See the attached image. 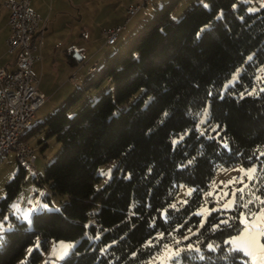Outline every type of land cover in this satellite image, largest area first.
<instances>
[{
    "label": "trees",
    "instance_id": "1",
    "mask_svg": "<svg viewBox=\"0 0 264 264\" xmlns=\"http://www.w3.org/2000/svg\"><path fill=\"white\" fill-rule=\"evenodd\" d=\"M182 1L155 5L63 105L31 124L22 140L47 130L60 143L38 183L67 200L33 212L30 229L10 216L0 264H36L58 240L78 241L58 264H140L185 235L181 245L195 248H182L180 264H246L226 243L241 231V206L211 211L202 224L195 210L221 166L256 165L264 194V7L196 0L177 19ZM81 61L68 55L72 67ZM207 102L212 132L198 128ZM111 164L97 186L99 167ZM25 171L18 165L4 185L0 216ZM179 183L193 191L172 206Z\"/></svg>",
    "mask_w": 264,
    "mask_h": 264
},
{
    "label": "rangeland",
    "instance_id": "2",
    "mask_svg": "<svg viewBox=\"0 0 264 264\" xmlns=\"http://www.w3.org/2000/svg\"><path fill=\"white\" fill-rule=\"evenodd\" d=\"M80 5L77 6L79 9V15L75 11L71 14L77 18L80 16V23H73L72 26L76 29H80V38L76 36L74 39H80L76 42L81 48L83 55V61L78 64L77 70L78 75L69 78L68 84L60 83L57 81L52 85L53 94L45 97L43 105L37 110L36 118L32 119V125L37 122H42L44 118L49 116L54 110L58 109L68 99V97L75 92L76 88L81 86L84 81V77L88 75L87 69L91 66L93 61H96L97 65L101 64L104 58L109 55L113 49H115L121 42H123L127 36L132 34L145 18L153 12L154 6H152V0H148L147 5L138 9V11L131 17L126 13V9L129 6L130 0H74ZM165 1V0H164ZM157 5L160 6L162 2ZM196 0H183L177 9L175 10L174 17L178 19L184 11H186L192 3ZM204 4V0H199ZM247 4V12H256L260 8L264 7V0H240ZM140 4V3H139ZM135 6V5H134ZM128 18V19H127ZM120 27L116 43L114 45L105 44L104 31ZM83 28V29H82ZM57 32L59 38L61 34L70 32L69 28H59ZM74 30V29H73ZM72 30L73 34L74 31ZM72 34V35H73ZM52 39L49 36L50 40ZM51 41V40H50ZM84 42V45H82ZM37 44V43H36ZM37 48V47H36ZM38 49V48H37ZM72 69L73 70H76ZM263 68L259 70V73H263ZM240 71L237 68L233 71L231 78L223 84L221 93L224 92L226 86L231 84L236 78ZM50 77V75H49ZM83 78L80 83L73 84L77 81V78ZM39 90L49 88V78L43 77ZM63 84V85H62ZM262 87V86H261ZM260 87V88H261ZM42 92V91H41ZM79 103L78 106H80ZM199 125L198 128L203 131L208 128L209 132L216 130V125H208V102L201 112H199ZM183 135L173 139L177 142ZM29 146L33 149V156L35 157L34 167L39 175L35 176L31 169H26L21 183L20 189L15 198L10 202L8 210L5 214L0 216V237L2 232L11 230L13 227L10 222V216L16 218L19 222H25L26 225L31 228V215L33 212L45 210L54 211L59 208L61 203L67 200L66 195L54 194L48 188L45 183H38L39 176L43 175L45 167L54 159L60 150V143L55 139L54 136H48L47 130H41L34 135L28 137ZM226 146V143L223 142ZM14 152L8 153L0 161V199L4 196V185L13 177L14 172L18 169V164L14 160ZM114 166H100L98 169V175L101 177L100 182L97 186H102L105 181L110 179ZM259 170L256 165L248 168H244L240 164H234L231 166H221L215 171L214 176L209 184L208 189L203 192L202 203L195 210V214L199 215L202 224L205 221V217L211 211H229L232 210L237 204L241 206L240 212V223L242 225L241 231L227 239L229 248L231 250L240 251L245 257L246 264H261L260 257L264 256V252L257 253V259L253 262L252 257H249L241 249H238L236 245L232 244L231 241L236 239L242 234L245 224L242 223L247 219L248 226L251 228V222L255 220L257 215L264 213V194L259 192L260 184L263 180H259ZM240 175L239 179L236 177ZM35 178V181H34ZM193 188L186 185L185 183L178 184L177 194L172 203V206H177L186 201V199L192 193ZM48 198V199H45ZM43 208V209H42ZM261 229H264V222L260 224ZM89 235L88 232L85 236ZM189 235L183 237H176L174 242L163 245L160 251L155 253L147 261L140 264H180L178 256L182 248L194 249L192 245L183 247L182 242L186 240ZM78 241H51L47 252L43 253V258L36 264H58L64 258H66L73 250ZM260 243L264 244V236L260 238ZM36 247H38L36 245ZM214 248V244L208 245V249ZM34 247H29L26 251V255L33 250Z\"/></svg>",
    "mask_w": 264,
    "mask_h": 264
},
{
    "label": "built area",
    "instance_id": "3",
    "mask_svg": "<svg viewBox=\"0 0 264 264\" xmlns=\"http://www.w3.org/2000/svg\"><path fill=\"white\" fill-rule=\"evenodd\" d=\"M30 1L7 0L0 4V7L8 10L6 53L15 56L13 70L0 68V161L8 153L14 152L17 164L36 174L33 149L27 141L22 140L31 126L35 112L45 100V95L38 88L39 78L31 67L41 59L40 55L31 54L35 50L33 40L41 19L30 8ZM145 2L143 0L140 4L128 7L127 15L133 16ZM119 31L120 27L104 31L105 44L114 45ZM96 66V63L89 66L87 72H94Z\"/></svg>",
    "mask_w": 264,
    "mask_h": 264
},
{
    "label": "crops",
    "instance_id": "4",
    "mask_svg": "<svg viewBox=\"0 0 264 264\" xmlns=\"http://www.w3.org/2000/svg\"><path fill=\"white\" fill-rule=\"evenodd\" d=\"M7 0H0V4L6 2ZM164 0H152V6L157 5L159 2ZM143 0H130L128 7H132L139 3H142ZM148 0H146L145 5H147ZM80 4L75 2L74 0H31L30 8L40 17V22L38 27V31L36 37L33 40V44L35 50L32 51L31 54L40 55V60L35 61L32 64V72L39 78L38 87L42 82V78L47 76L49 78V88L42 90L41 93L45 95V97L49 98V95L53 94V90H51L52 85L57 81L60 83L68 84L69 78L78 75L77 68L72 67L68 63V55L71 54L73 58L76 59L80 56L83 61V55L80 52L81 48H78L79 45H76V42H79L80 39H74L77 32V37L80 38V29H76V27L72 26L73 23H80L81 18L78 16L77 18L73 17L71 14L72 11H75L77 15H79V9L77 6ZM143 6V7H144ZM127 7V8H128ZM8 10L7 8L1 6L0 7V68H5L8 71L13 70L15 67V56L8 55L6 53V39L9 34L8 28ZM128 19V18H127ZM63 27L64 29L69 28L70 32L61 34V38L58 36L59 28ZM74 29V30H73ZM83 29V28H82ZM74 31V34L72 32ZM106 31V30H105ZM58 32V33H57ZM73 34V35H72ZM51 36L52 39H49ZM37 43V44H36ZM84 42H82V47ZM38 49H37V48ZM76 54V55H75ZM80 60V61H81ZM97 63L93 61L91 64ZM78 67V66H77ZM73 70L72 69H75ZM50 75V77H49ZM83 78H77L73 84L80 83ZM82 83V82H81ZM80 83V84H81ZM63 85V84H62ZM51 88V89H50ZM37 112V111H36ZM36 118V113L34 114ZM33 117V118H34ZM32 124V123H31ZM28 142V140H26Z\"/></svg>",
    "mask_w": 264,
    "mask_h": 264
},
{
    "label": "snow or ice",
    "instance_id": "5",
    "mask_svg": "<svg viewBox=\"0 0 264 264\" xmlns=\"http://www.w3.org/2000/svg\"><path fill=\"white\" fill-rule=\"evenodd\" d=\"M262 222H264V213L256 216L255 220L251 222V228L248 226L249 222L245 219L242 221L245 224L242 234L231 241L238 249L243 250L246 255L252 257L253 262L256 261L258 252H264V244L260 243V238L264 236V229L260 227ZM259 259L261 264H264V256Z\"/></svg>",
    "mask_w": 264,
    "mask_h": 264
},
{
    "label": "water",
    "instance_id": "6",
    "mask_svg": "<svg viewBox=\"0 0 264 264\" xmlns=\"http://www.w3.org/2000/svg\"><path fill=\"white\" fill-rule=\"evenodd\" d=\"M75 55H76V54H75ZM77 60H78V61H80V60H81V57H80V56H78V57H77Z\"/></svg>",
    "mask_w": 264,
    "mask_h": 264
}]
</instances>
